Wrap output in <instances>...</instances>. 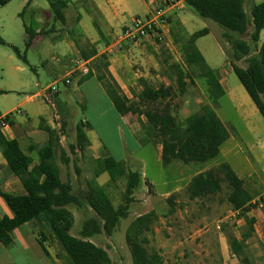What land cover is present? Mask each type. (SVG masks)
<instances>
[{
  "label": "trees",
  "instance_id": "trees-1",
  "mask_svg": "<svg viewBox=\"0 0 264 264\" xmlns=\"http://www.w3.org/2000/svg\"><path fill=\"white\" fill-rule=\"evenodd\" d=\"M11 1L13 0H0V8ZM46 2L53 20L65 25L64 11L68 7L69 0H46ZM245 2H248L247 13L244 9ZM184 3L196 17L216 24L223 31L222 40H218V44L227 57L233 74L264 120L262 99L264 98V43L260 46L258 44L260 32L264 30V2L254 5L251 0H184ZM24 10L25 8L19 17H22ZM175 26L184 35L181 36V52L185 66L192 76L204 82L210 102L202 105L198 112L189 115L181 123L171 114L169 105L164 104L173 97L172 89L163 85L156 88L140 81L141 90L133 93L135 100L130 101L108 74L105 58L97 59L98 64L104 68L103 75L98 76L97 79L116 112L120 116L144 117L145 138L142 143L160 145L161 163L164 167L174 162L185 165L207 163L218 157L222 145L230 137L214 109L217 101L225 96V91L195 44L199 38L207 36L209 31L205 28L188 36L178 21L175 22ZM23 27L27 37L25 49H29L34 39L43 33L36 34L25 24ZM172 27L170 33L174 32L175 27ZM69 35L84 60L96 54L93 46L87 41L83 43L84 47H91L88 53L80 46L83 35L78 29L69 31ZM246 35L247 39H244ZM5 45L0 37V46ZM12 49L23 64L28 65L25 56H21L18 49L14 47ZM239 62H244L246 66L238 67ZM90 75L89 73L86 78ZM183 77V73L178 72L176 80L179 95L185 93L186 84ZM2 124H12L10 114L0 121V153L9 172L21 183L25 194L0 192V198L12 215L0 217V243L8 247L12 242L11 233L15 229L37 220L43 223L49 237L59 246L58 258L63 264H112L107 252L89 239L101 234L113 235L120 221L127 218L134 192L141 182V174L137 170H128L124 162L116 161L112 157L97 159L94 161L96 169L93 180L87 183V191L81 196L74 193L71 181H61L60 170L55 162L60 139L55 131L42 127L48 134V143L44 148L37 150L38 161L33 165L32 158L22 152L17 141L8 140L3 135ZM82 126L81 123L77 126L76 143L73 147H69L70 154L76 155L75 150L77 152L84 150L86 138ZM34 150L36 148L30 147L28 153ZM70 160V157L61 151L62 163L69 166ZM75 169L78 172L76 167ZM103 174L108 175L109 183H116L120 178L125 180L122 204L117 208L113 206L105 188L95 183V179ZM145 184L148 188L152 186L148 181ZM223 184L227 189V204L244 223L239 238L235 236L228 238V247L232 256L241 264H248L245 242L252 237L255 225V219L249 214L257 208V204L252 203L255 195L247 190L244 181L227 163H221L193 176L186 186V193L190 201L202 200L220 193ZM167 202L171 204V199L168 198ZM71 205L80 209H89L94 214L81 225L79 237L70 234L74 219L67 207ZM155 219L154 213L151 212L135 218L129 224L125 241L132 264H162L159 253L148 248V235L152 233ZM38 242L49 258L39 238Z\"/></svg>",
  "mask_w": 264,
  "mask_h": 264
},
{
  "label": "rangeland",
  "instance_id": "rangeland-1",
  "mask_svg": "<svg viewBox=\"0 0 264 264\" xmlns=\"http://www.w3.org/2000/svg\"><path fill=\"white\" fill-rule=\"evenodd\" d=\"M19 4H21V0H16L0 8V37L6 43L5 46H0V113L11 112L15 123L18 121L26 122L27 117H31L28 107L42 101V98H34L32 103L23 104L27 98L38 93L46 85L42 60L46 59L48 63L54 64L52 55L59 52L60 49L58 44L49 46L48 39L39 42L37 46L25 49L23 24L31 27L33 31L38 27L28 9H25L26 12L22 17H19L24 8L18 6ZM35 5L40 10L50 11L46 0H36ZM246 11L248 12V7ZM182 12L186 11L182 10L175 14ZM64 13L66 17L65 26L53 21V19L49 23L50 27L54 26L61 33L71 28L78 29L77 22H75L78 15L83 18L82 26L84 28L91 21L90 17L84 13V9L78 5L68 6ZM189 13L194 19V25L188 28V31L194 33L205 28L208 29L209 34L202 37L199 46L203 50L210 67L218 74L225 75L229 93L217 101L214 109L236 145L234 149H230L227 147L231 142L229 144L224 143L218 157L204 164L185 165L174 162L164 167L161 162L157 161L153 148L142 144L140 152L136 153V156L143 160L142 167L132 162L131 166L125 163L128 170H137L143 175L137 190L134 192L127 218L120 221L113 235L101 234L89 239L97 247L107 252L112 264H132L129 248L125 241L126 230L135 218L151 212L154 213L156 219L152 226V233L148 235V248L159 253L163 261L162 264H241L232 256L228 247V238L231 236L239 238L244 223L238 219L237 214L231 210L226 202V186L223 184L220 193L202 200L190 201L186 193V186L191 176L206 169L214 168L221 163H227L244 181L247 190L256 196L258 205L264 204V149L261 151L255 149L257 144L264 141V120L237 77L233 72H230L231 67L227 57L218 44V40H222L223 31L216 24L201 20L192 12ZM135 14L140 17L145 16L143 15L144 9L140 8L135 9L132 13L128 12L125 19L130 20ZM45 16L48 18L49 14L46 13ZM173 18L172 16L168 18V24L170 27H175L174 32L166 33L158 50L159 58L163 64L161 69L164 71V73L160 72L159 74L167 77L170 82L168 88L174 92L173 97L165 101L164 104L169 105L171 114L181 123L189 115L198 112L202 105L210 104V102L204 82L192 76L185 66L181 52V36L184 35L176 28V20ZM42 19H44V15ZM243 38L247 39V35ZM12 47L18 49L21 56H25L29 66L33 67L35 71H31L29 67L23 64L13 52ZM65 54L69 55V53ZM54 56L56 57V55ZM237 66L244 68L246 65L244 62H239ZM180 71L184 75L183 81L186 84L183 95L178 93L176 80ZM64 85L62 82H58L57 86L55 85V88L60 92L58 99L62 102H66L65 95L67 92ZM155 85L156 88L160 86L159 84ZM137 88L135 87L132 92L136 93ZM76 89L74 85L68 94L72 106L76 109L75 120L80 121L88 116L97 117L104 108V102L97 101L93 97L91 104L84 110L77 105L79 100L75 92ZM262 99L264 101V98ZM134 100V97L130 99V101ZM43 105H46L48 114H51L52 106L49 103ZM18 109L23 113L19 114ZM109 121L108 116L96 119L94 128L101 142L112 146L115 142V135L109 128L112 125V121ZM72 141V135L67 134L66 140L56 149L55 162L60 170L61 181H71L74 193L83 196L87 191V183L93 180L96 164L93 160L88 159L76 162L74 160L76 155L70 154L67 147L68 143ZM61 151L66 152L73 162L75 161L74 165L78 172L74 166L70 167L62 163ZM114 152L113 155L118 157L119 153ZM36 159L38 160L37 157ZM146 181L152 184L150 188L146 186ZM95 183L105 188L115 208L122 204L125 190L124 178L118 179L116 183H109L108 175L103 174L95 179ZM174 189V193L164 197L167 192ZM168 198L171 199V204L167 202ZM67 209L72 213L74 219L70 234L79 237L81 225L94 214L89 209H80L73 205L68 206ZM252 212L259 215L260 226L264 227L262 223L264 220L263 208L258 206ZM42 226L44 232L37 237L50 250L52 257L58 261V264H63L58 258L59 246L49 237L48 230L43 223ZM245 255L248 264H264V248L262 247L249 248L245 251Z\"/></svg>",
  "mask_w": 264,
  "mask_h": 264
},
{
  "label": "crops",
  "instance_id": "crops-1",
  "mask_svg": "<svg viewBox=\"0 0 264 264\" xmlns=\"http://www.w3.org/2000/svg\"><path fill=\"white\" fill-rule=\"evenodd\" d=\"M15 1L16 0H13L7 5ZM161 1L162 0H69L68 6L78 5L82 7L84 13L91 19L90 23H87L85 28L82 26L83 18L81 15L76 16L75 21L77 22L78 30L83 35L80 46L88 53L89 50H91V47H84L85 45L83 43L87 41L93 46V49L96 52L94 56L86 60L90 69L89 73L91 74L86 78V76L79 73L67 77L75 66L74 62L77 59L82 58L78 48L69 35V31L77 28H71L68 31L65 30L64 33H61L54 26H49L51 19H53L50 11L48 12L46 10L38 9L35 5L36 0H21V4L18 6L24 7L26 10L28 9L31 17L35 19V23L38 27L36 28L35 33H43V35H39L34 39L31 47L37 46L39 42L45 39L49 40V46H55L56 44L60 45L59 52L52 55V60L55 62L54 64L48 63L46 59L42 60V65H44L45 69V87L23 102V104L26 105L32 103L34 98H42V101L39 104L30 105L28 107L31 117H27L26 122L18 121L15 123L11 112L0 113V121L4 116L8 114L11 115L12 124H6L2 127L3 135L8 140L17 141L22 152L32 158L33 165H36L38 161L36 159V157L38 158L37 150L44 148L48 143V134L42 129V127H47L52 131H55L60 139V144L66 140L67 134L72 135L73 141L68 143L69 145L67 146L69 152V147H73L76 143V129L78 124L81 123L83 125L82 129L84 131L86 143L83 152H77V150H75L76 156L74 160L76 162L84 161L85 159L95 161L105 157H112L114 160L124 162L129 166H131L132 163H136L139 167H142L143 160L140 157H137L136 153L140 152L142 148V140L145 138L142 130L146 121L142 116H120L116 112L113 104L106 95L102 84L97 79L98 76H101L104 73V68L98 64L97 59L105 58L104 62H106L108 74L120 88L122 94L129 100L133 97L132 91L135 87H138L136 93L141 90L140 81L153 87H156L155 84L168 87L170 82L167 77L159 74L160 72L164 73V71L161 69L163 64L159 58L158 50L162 44V39L165 38L166 33L170 32V26L168 24V18L170 16L178 21L186 35L190 36L193 34L188 31V28L194 25V19L189 13L191 11L186 8L184 0H180V9L169 12L166 19L167 23L162 29L161 39L146 37L139 42L130 43L124 46L123 50L114 48L115 42L121 35L122 28L129 24L128 22L133 17L138 15L135 14L130 20H127L125 19L127 13H132L135 9L143 8V15H147L153 11ZM262 2H264V0H252V4L254 5ZM28 3L29 6L26 7ZM247 7L248 2H245V11ZM26 10H24V12H26ZM182 10H185L186 12L175 14ZM46 13L49 14L48 18L45 16ZM43 15L44 19H42ZM201 39L202 38H199L195 44L205 62L210 67L203 50L199 46V41ZM26 40L27 37L25 34V42ZM263 43L264 30L260 32L258 44L260 46ZM65 53H69V55L67 56ZM54 55H56V57ZM26 66L32 68V70L30 69L31 71H35L33 67L29 66V64ZM213 71L223 87L225 95H228L229 92L226 86L225 75L218 74L215 70ZM230 72H232L231 68ZM65 79H68L70 83L65 84ZM58 82L65 84L64 88L67 92L65 95L66 102H62L58 99L60 92L55 88V85L57 86ZM74 85L77 88L75 92L79 100L77 105L81 106L82 109H87L91 104L93 97L97 101L101 100L104 102V108L97 117L88 116L80 121L75 120L76 109L72 106L68 95ZM46 103H49L53 108L51 114H48V108L46 105H43ZM250 110L252 109L250 108ZM17 112L19 114L23 113L20 112L19 109ZM24 113L26 114V112ZM105 116H108V119L112 121V125L109 127L115 135V142L112 146L102 143L94 128V122L96 119H102L103 117L105 118ZM229 142L231 143L227 148L234 149L236 144L231 135L225 143L229 144ZM145 145L153 148L157 161L161 162L160 145H155L153 143H147ZM30 147H34L36 150L28 153ZM255 149L260 151L263 150L264 141L257 144ZM114 151L119 153L118 157L113 155V153H115ZM70 161L71 163L69 166H75V161L73 162L72 159ZM193 176H191V178ZM142 178L143 175H141V180ZM191 178H189L188 183ZM0 192L17 195L25 194L21 183L9 172L1 153ZM174 192L175 189L167 192L164 197ZM255 198L252 202L253 204H257ZM258 206L264 210V204ZM2 216L11 217L12 215L4 201L0 198V217ZM250 216L255 219L254 233L252 237L245 242V246H247L245 251L249 248H264V227L260 226L259 215L252 212ZM262 223L264 224V220ZM42 232H44L42 223L37 220H33L15 229L11 233L12 242L8 247H5L0 243V264H58V261L52 257V253L43 243L49 254V258L44 254L37 237Z\"/></svg>",
  "mask_w": 264,
  "mask_h": 264
},
{
  "label": "built area",
  "instance_id": "built-area-1",
  "mask_svg": "<svg viewBox=\"0 0 264 264\" xmlns=\"http://www.w3.org/2000/svg\"><path fill=\"white\" fill-rule=\"evenodd\" d=\"M180 9V0H162L153 11L147 15L133 17L129 24L122 28L120 37L114 44V48L123 50L124 46L130 43L139 42L141 39L150 37L153 39H161L162 29L166 24L169 12ZM74 67L67 77L79 73L87 76L90 72L87 61L79 58L74 62ZM65 84H69L68 79L64 80ZM2 126H5L2 124Z\"/></svg>",
  "mask_w": 264,
  "mask_h": 264
}]
</instances>
